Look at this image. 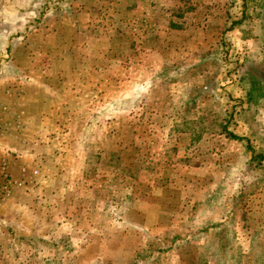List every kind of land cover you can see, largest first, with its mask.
I'll return each instance as SVG.
<instances>
[{"label":"rangeland","instance_id":"rangeland-1","mask_svg":"<svg viewBox=\"0 0 264 264\" xmlns=\"http://www.w3.org/2000/svg\"><path fill=\"white\" fill-rule=\"evenodd\" d=\"M54 1L0 0V119L10 108L25 140L4 139L0 151L39 169L0 206V264H264V158L254 159L264 157V103L245 115L240 80L264 63L260 21L238 23L241 0H64L60 13L29 23ZM197 21L218 24L212 38L203 28L221 42L216 56L160 73L151 49L166 51L159 41ZM141 57L159 75L118 93ZM91 70L99 87L111 72L96 107L81 93ZM79 79L86 88H73ZM140 198L174 217L146 214Z\"/></svg>","mask_w":264,"mask_h":264},{"label":"crops","instance_id":"crops-1","mask_svg":"<svg viewBox=\"0 0 264 264\" xmlns=\"http://www.w3.org/2000/svg\"><path fill=\"white\" fill-rule=\"evenodd\" d=\"M191 1H194V0H191ZM194 10L196 11V8H194ZM195 11L194 12L192 11L193 12L192 17L196 16ZM194 20H198V19H194ZM200 20L201 19H199L198 21H200ZM198 21L194 22V24L191 23V25L188 23L185 24L184 29L180 30V32H177V33L174 32V34H172V35L168 33V35H170L173 38V41L171 43L167 42L165 40L159 41L161 43L167 44L168 49L166 51H164V50L158 51L157 49H153V50L151 49L150 52H152V54H149L150 59L157 60L161 64V68L158 69L159 66L157 65L156 70H153V68H150L147 65L148 60L141 57V59H140L141 64L136 66L135 68H133V69L137 70V71H134V73H135L134 78L131 80L129 79L126 84L120 83L119 89L121 88V91H119L118 93H121L124 90V89H122V87L124 88L125 86L127 87L125 89V90H127V93H131L129 96L133 95L134 93H137L136 91H140V87H144L143 89L148 88V85L155 80L154 79L155 75L156 76L159 75L158 71L161 73L167 67H172L173 65H175V66L180 65L181 67H183L185 69H188L189 67L191 68V66L188 65V63H189L188 61H190L192 57H194V59L197 58L196 62H198L201 60V58H203V56L206 58L216 56V55H213L212 53L209 54V52L217 53L218 48H216V47H217V45H220L221 42L219 43V39H216L215 41L205 40L206 36L203 34V33H205L203 30L204 29L206 30V34H207V32H209L211 34V38H212L213 34L217 33L216 25H218V24H214L213 26L209 27V29H208V28H204L203 25L200 26L201 23ZM218 23H220L219 20H218ZM180 27L182 29L183 26H180ZM171 32L173 33V31H171ZM182 34H185V35H182ZM174 35H175V37H174ZM181 36H183V37H181ZM186 37H188V41L184 40V38H186ZM199 39H202V40L199 41ZM185 43L193 44V47L188 49L186 53H181V52L179 53L176 51L174 52L175 47L173 49L172 48L173 45L176 46L178 44L180 47L181 44H185ZM197 43H201V45L198 46ZM213 43L215 44V46L213 48H209L210 45H207V44L212 45ZM153 51H155V52H153ZM201 52H203V53H201ZM198 54H200V55L198 57H196ZM201 54H203V55H201ZM157 69H158V71H157ZM127 71H129V70H127ZM71 72L73 75H76L79 78L82 76L81 72L77 69H73ZM90 72H93L94 74L92 76L90 75V73L87 74V80H88V82L86 83L87 91H82L81 93H83V92L87 93V94L91 93V97L85 98L86 102H89V104H91L92 107H96L94 105V102L96 100H99L97 98L98 94L105 93L106 90L110 91L112 89V88H110L112 85L111 72L107 71V73H106L105 70L103 71V75L100 76V78L103 79L102 80L103 85L101 87L96 85V82H95V81H97L96 80V72L92 71V70ZM132 74H133V72L131 71L130 76ZM64 75H67V74H64ZM41 77H43V75ZM82 77H84V76H82ZM90 78L92 80H90ZM150 79L152 81H150ZM77 81L78 82H76V81L72 82L73 88H79V86H81V85H82V87L86 88L83 83L82 84L80 83L81 82L80 79ZM67 84H69V82H67L66 80H64V82L59 81L55 87V90L56 89H57V91H59V89H61V91L65 90V88L67 87ZM45 85H46V83H45ZM188 85L189 84L186 82L183 83V86H185V88L188 87ZM49 87L50 86L47 84V86H46L47 91H50ZM9 95H10V91L6 90L3 94V97L8 98ZM79 95L80 94H78V96ZM59 98H60V100H62L61 94L59 95ZM75 99H77V101H80V100L84 101L83 94L79 98L75 96ZM1 103H4V102H0V109L2 110L3 107H5V105H3ZM62 103L63 102H61V104ZM115 105H118V104H115ZM60 107H63V105H61ZM7 109H9L10 111H7ZM13 113L14 112L10 108H5L2 111V114L3 115L5 114V116L8 117L9 122H7L8 121L7 119L5 122H1L2 119H0V123H2L1 126L3 128V130L0 131V141H3L4 139H11L13 141L16 140V142L18 141V142L24 143L25 140L23 139V137H21V136H23V134L22 135L19 134V131L16 128L17 127L16 122H15V124H12V122L16 119L15 117H12ZM16 117L19 118L18 115H16ZM19 121H20V119H18L17 122H19ZM2 152L3 151L1 150L0 151V181L2 178L1 168H2V165L5 164V172L11 177V179L15 180L16 182H19L18 184H20V185L12 188L9 195L5 198L4 201H1V199H0V206L7 204L6 202H8L11 198H13V196L16 195L21 189H23V188L27 189V188L32 187L36 183V180L39 177L38 176L39 173L37 174V176H32V174H31L32 170H36L37 172H39L37 165H35V164L32 165L30 163H27L26 162L27 160H25L22 164L17 166L14 164L15 162H14L13 158H11V155L8 152H4L3 154H1ZM92 152H95V151H93L92 148H88V150L86 152V156H84V158H83V161H86V158L88 159V157H87L88 153H92ZM55 185H58V184L55 183ZM56 188H58V187H56ZM0 198H1V195H0ZM138 203L142 204L144 207H146L145 208V210H147L146 214L152 213L154 215V214L160 213L162 215V217L166 216V217H164V219H166L167 221H168V215H171L170 217H174L175 212L172 213V211H170L168 208L163 209L161 207L162 205L158 204L157 202H154L153 199L140 198ZM47 236L50 237V232H48Z\"/></svg>","mask_w":264,"mask_h":264},{"label":"trees","instance_id":"trees-1","mask_svg":"<svg viewBox=\"0 0 264 264\" xmlns=\"http://www.w3.org/2000/svg\"><path fill=\"white\" fill-rule=\"evenodd\" d=\"M68 1V0H67ZM66 4L67 2L64 0H56L52 2L51 4H44L45 6H39L37 7L36 14L39 16H34L33 19L29 21L30 24L40 22L44 17V11L47 10L48 15H56L61 12L62 6ZM253 6L252 12H249L250 7ZM258 9V10H257ZM241 18L240 22L244 21L247 18H256L258 21H260L261 28H262V40L264 42V0H241ZM37 24V23H36ZM264 56V52H263ZM250 61L249 59L245 58V62ZM255 65H253L254 68H259L261 70H257L252 72L251 69H248L245 73L241 74V84L243 86L245 97L247 100V106L245 108V115L246 113H249L253 115L257 109L264 103V80L262 78H258L259 72L264 71V63L263 62H255ZM251 62V63H253ZM260 63V64H259ZM260 65V66H259ZM251 68V67H250ZM257 76V77H256ZM233 118V117H230ZM246 120V119H245ZM229 121V119H228ZM228 121L225 122L224 131H228L229 127H227ZM227 125V126H226ZM229 136L233 137V139H240L237 137L232 136V134L227 133ZM255 155V154H253ZM258 158L259 160L263 159L264 157L260 154H258L254 159L256 160Z\"/></svg>","mask_w":264,"mask_h":264},{"label":"built area","instance_id":"built-area-1","mask_svg":"<svg viewBox=\"0 0 264 264\" xmlns=\"http://www.w3.org/2000/svg\"><path fill=\"white\" fill-rule=\"evenodd\" d=\"M0 128H2L1 125ZM1 172L2 182L0 184V199L1 201H4L5 198L9 195L12 188H14L15 186H19L20 184H18L19 182H16L15 180L11 179V177L5 172V164L2 165ZM37 173L38 172L36 170L31 171L32 176H36Z\"/></svg>","mask_w":264,"mask_h":264}]
</instances>
